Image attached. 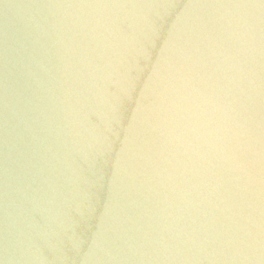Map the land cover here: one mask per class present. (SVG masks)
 Instances as JSON below:
<instances>
[{
    "label": "water",
    "instance_id": "water-1",
    "mask_svg": "<svg viewBox=\"0 0 264 264\" xmlns=\"http://www.w3.org/2000/svg\"><path fill=\"white\" fill-rule=\"evenodd\" d=\"M0 264H264V0H0Z\"/></svg>",
    "mask_w": 264,
    "mask_h": 264
}]
</instances>
